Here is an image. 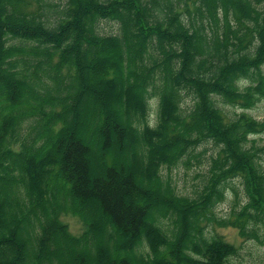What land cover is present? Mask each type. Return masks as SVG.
<instances>
[{"label":"trees","instance_id":"obj_1","mask_svg":"<svg viewBox=\"0 0 264 264\" xmlns=\"http://www.w3.org/2000/svg\"><path fill=\"white\" fill-rule=\"evenodd\" d=\"M55 5L0 0V264H232L239 247L210 226L264 244V120L246 111L264 98V0ZM210 143L180 193L165 170ZM137 144L141 179L119 162ZM236 178L246 200L219 217Z\"/></svg>","mask_w":264,"mask_h":264},{"label":"rangeland","instance_id":"obj_2","mask_svg":"<svg viewBox=\"0 0 264 264\" xmlns=\"http://www.w3.org/2000/svg\"><path fill=\"white\" fill-rule=\"evenodd\" d=\"M53 5H55L56 9H59L65 0H51ZM51 15L56 17V13L54 10H51ZM103 24V25H102ZM100 26L104 31L118 32L119 24L116 21H103ZM158 97L153 96L150 100L151 105V123H155L156 115L158 112ZM191 100L187 98L186 103H190ZM224 109L228 112H241L242 108L238 106H233L231 104H226ZM247 113L253 115L255 118L259 120H264V98L259 100L252 108L246 109ZM258 142L264 144V132L260 134L253 135ZM208 149L205 151V154L202 155V163H197L194 159H192L193 165L187 166L185 163L181 162L177 166H174L171 170L166 169V174H170L174 184L177 185L178 191L182 194L188 193L193 195L197 190L198 186L201 185L203 173L206 172L208 162L207 158L215 152V147L213 144L207 145ZM205 146H201L198 148L200 151H204ZM137 162L140 166V179H141V171L144 173V161L141 156L140 146L137 144L132 149L126 152V154H121L119 156V162L130 164V162ZM261 162L264 166V155L261 157ZM144 182V180H143ZM236 188L239 192L238 197H236L235 193L231 190H227L226 199L222 201L216 207V214L221 217L225 216L229 213L231 207L238 206L240 207L244 204L246 197L243 190V186L240 184L238 178L233 180ZM96 214V213H95ZM97 215V214H96ZM62 220L68 224L70 231L75 235L82 234L86 229L87 225L81 220V218L77 215L72 213H62L61 215ZM207 234L210 235H221L225 240L235 244L239 247V254L237 256H233L230 258L232 264H264V244L258 242L254 239H246L239 235L238 230L232 226H215V227H208ZM107 236H109L108 232L101 237L100 240L106 241ZM60 240V239H59ZM58 245L62 243L57 241ZM92 243L89 244V251L91 252ZM70 248H65L64 251L69 252ZM64 255V254H63ZM93 255V253H91Z\"/></svg>","mask_w":264,"mask_h":264},{"label":"clouds","instance_id":"obj_3","mask_svg":"<svg viewBox=\"0 0 264 264\" xmlns=\"http://www.w3.org/2000/svg\"><path fill=\"white\" fill-rule=\"evenodd\" d=\"M149 126H153L151 123H150V125Z\"/></svg>","mask_w":264,"mask_h":264}]
</instances>
